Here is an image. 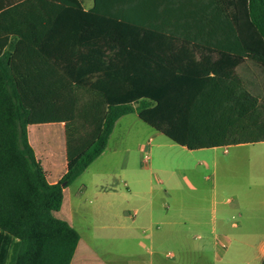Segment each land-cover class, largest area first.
Masks as SVG:
<instances>
[{"label": "trees", "instance_id": "1", "mask_svg": "<svg viewBox=\"0 0 264 264\" xmlns=\"http://www.w3.org/2000/svg\"><path fill=\"white\" fill-rule=\"evenodd\" d=\"M94 3L0 20V264H71L66 188L124 115L189 150L264 142V0Z\"/></svg>", "mask_w": 264, "mask_h": 264}, {"label": "rangeland", "instance_id": "2", "mask_svg": "<svg viewBox=\"0 0 264 264\" xmlns=\"http://www.w3.org/2000/svg\"><path fill=\"white\" fill-rule=\"evenodd\" d=\"M154 131L135 113L128 115L117 123L101 158L67 187L65 203L72 205L81 236L71 264H137L138 256L148 260V245L122 239L105 210L108 204L133 209L151 187L156 199L181 210L188 225L197 228L194 221L215 220L218 234L229 242L221 244L222 255L206 250L204 261L197 258L194 241L184 261L180 249L166 247V263L262 264L264 142L189 150L160 132L150 141ZM100 188L107 194H100ZM114 189L116 196L110 192ZM131 190L136 194L129 198ZM168 252L175 255L167 257Z\"/></svg>", "mask_w": 264, "mask_h": 264}, {"label": "crops", "instance_id": "3", "mask_svg": "<svg viewBox=\"0 0 264 264\" xmlns=\"http://www.w3.org/2000/svg\"><path fill=\"white\" fill-rule=\"evenodd\" d=\"M23 1L25 0H0V20L2 21L12 20L13 19L12 14L10 15L9 13H7L4 16L3 14L7 11V9H9L15 3H19ZM81 1H82L84 8L87 10L93 8L95 5L94 0L93 1L87 0L88 1L87 4H85L84 0H81ZM0 25H1L0 26V37H4L6 35H12L8 31V29H4L2 27L1 23ZM6 27L7 28L9 27L8 22L6 24ZM248 79H250V75H248ZM256 80L257 79L255 77L253 76L251 77L252 83L253 82L255 83ZM252 89L257 92L255 87H253ZM134 113L139 117V114L137 111L122 116L121 118L117 120L115 127L113 129V132L118 122L123 120L128 115H131ZM33 128L34 126H31L29 129L32 130ZM154 132L156 133H154L153 136L150 137V141L151 139H153V137L158 136L157 132H160V131L156 129V131ZM110 138H109V141H110ZM142 145H140L141 149H142ZM106 149L97 159L101 158V156L106 152ZM96 160H94L93 162H95ZM101 186L103 185L99 184L98 188ZM98 192L102 195L107 194L106 190H103L101 188ZM110 192L111 194H114L115 196L118 194V191L116 189ZM153 192H154V188L151 187V190L148 191L149 196L147 198L145 196H143V198H140L139 200H143V202L141 203L138 200L137 202L139 205L133 209L130 208L128 210L126 208H121L120 205L115 206L112 204H108L107 206L108 209L106 208L105 210V213L108 216H110V218L112 219V220L110 219L112 221L110 223V227L118 230L120 237H122V239H125L126 241H129V242L137 241L140 244L148 245L147 249L150 251L149 259L146 260L145 258L138 256L136 260L137 264H171V263H166L165 262L166 260L162 256L163 250L166 249V247H170V246L176 247L177 250L180 249V251L183 254L181 255V257H182V260L184 261L185 256L189 255L186 253L190 249L188 248L187 245L193 241H194V246H193L194 251L199 252L200 254V255H197V258H202L203 261L206 258V250H208L209 248L211 250L213 248V251L215 252L216 256L222 255L221 244L227 245L229 242L224 241L222 235L218 234L217 225L215 223V220H213L211 224L208 221L206 222L194 221L197 227V228H194L188 225L186 221L182 220L181 210L175 208L174 205L170 204L169 202L163 204L159 198L158 199L155 198V195L153 194ZM166 192H168V190H166ZM135 194L136 193H133L131 190L128 193V197L132 198L133 195ZM68 205L70 207V212H71V224L72 226H74L73 224L74 211L72 210V205L70 204V201ZM195 240H198V241L195 243ZM80 241H81V236H80ZM173 255H175L174 252H173ZM167 257H170V256H167ZM172 264H178V263L174 262Z\"/></svg>", "mask_w": 264, "mask_h": 264}, {"label": "built area", "instance_id": "4", "mask_svg": "<svg viewBox=\"0 0 264 264\" xmlns=\"http://www.w3.org/2000/svg\"><path fill=\"white\" fill-rule=\"evenodd\" d=\"M149 157H147V159H148ZM173 255V253L172 252H168L167 254H166V256H172Z\"/></svg>", "mask_w": 264, "mask_h": 264}]
</instances>
